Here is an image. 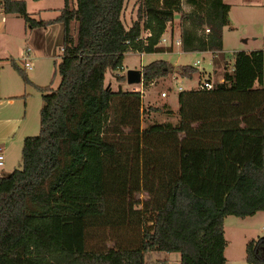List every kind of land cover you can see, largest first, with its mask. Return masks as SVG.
<instances>
[{
	"label": "trees",
	"instance_id": "16d2710c",
	"mask_svg": "<svg viewBox=\"0 0 264 264\" xmlns=\"http://www.w3.org/2000/svg\"><path fill=\"white\" fill-rule=\"evenodd\" d=\"M126 1L64 0L56 18L37 20L25 0H1L30 30H64L59 84L35 85L43 91L41 131L25 138L22 167L0 176V264H146L150 252H178L179 264H224L225 217L264 211L263 51L235 52L211 88L178 92L176 123L143 128L142 94L113 90L107 72L123 69L130 51H171L161 40L175 15L183 52L223 57L230 6L184 0L186 12L183 0H136L127 28ZM173 67L152 61L144 81ZM179 68L184 78L198 71ZM143 191L145 200L137 197ZM67 217L82 221V250L64 243ZM245 262L264 264V235L248 241Z\"/></svg>",
	"mask_w": 264,
	"mask_h": 264
},
{
	"label": "rangeland",
	"instance_id": "374dc122",
	"mask_svg": "<svg viewBox=\"0 0 264 264\" xmlns=\"http://www.w3.org/2000/svg\"><path fill=\"white\" fill-rule=\"evenodd\" d=\"M61 1V2H60ZM225 2H234L235 0H224ZM75 0H73V3ZM184 7L186 9L187 4L183 0ZM238 3L232 4V16L235 21H238L240 25H236V29H224L223 28V39L225 42V58L218 55L217 57H212L208 54L196 53V52H183L180 48L174 46L171 51L167 52H155V53H144L141 55L139 52L130 51L125 54L123 69L116 71L113 73L112 71H108L106 74V84L111 85L113 90H117L119 86H121L124 90H132V85L127 82L126 74L129 69H141L143 71V66L151 63L155 60H166L169 64L173 65L174 70L170 72L166 77L162 79H155L156 85L152 86L148 83H139L145 85V91L142 101H143V117H142V127L146 128L153 123H164L167 121L172 122L173 124L177 122L178 115V103H177V95H178V87L181 86L184 89H191L192 87L197 88L198 83L203 82L208 79L213 82H217L223 76L225 70H231L232 65L230 63L233 62L234 53L238 48H245L248 46H253L255 48H260L262 51L264 50V37H258V40L255 42L253 40H249L247 43H242L240 37H245L242 31H247L254 33L257 30L263 31L261 28L262 22L259 18H252L250 15V24H247V27L244 25L242 17L246 15L244 9L241 8L240 5H236ZM64 5V0H41V2L37 4H33V1H30V10H34L36 7H43L45 9L52 8L54 10L47 11L46 15L42 12L41 16L53 17L59 13V10L62 9ZM45 6V7H44ZM139 2L136 0H127L126 5L123 11V21L126 27H130L134 20L137 18ZM44 9V10H45ZM190 11V7L188 8ZM185 11V10H184ZM28 12L34 16L35 18H44L39 17L36 13ZM259 17V16H258ZM16 28H18L19 23H15ZM229 26V25H228ZM245 26V27H243ZM76 27V26H75ZM74 27V32L76 33V28ZM27 30L31 32L30 29L26 26ZM245 28V29H244ZM36 29V28H35ZM167 29L170 31L176 32L177 35L180 32V16L175 15V19L172 23L167 25ZM55 34H51L47 37L48 44L53 46L55 49V56L43 57L39 61L38 59L33 62L38 66L41 71L47 69L51 72L47 78L41 81V84L47 86L52 83L54 79L53 86L57 87L60 82V75L55 72V59L60 60L63 54L62 51V36L63 33H58L54 31ZM8 35L12 36L10 31L8 30ZM146 34V32H145ZM167 42L163 43L164 45H169L172 40V36L167 32ZM38 44L43 43V31L41 29L36 30L35 39ZM27 36H21L20 39L17 37H9L7 39L8 50L14 56H18V52L20 49H25L28 45ZM174 45V44H173ZM239 46V47H237ZM236 48V49H235ZM264 56V51H263ZM199 60L200 62L197 64L198 71L192 75L191 78L181 77L179 72L180 65H192L193 63ZM19 63L23 66L24 63L19 61ZM44 65V66H42ZM24 67V66H23ZM49 67V69H48ZM25 68V67H24ZM35 68V67H34ZM32 70H27V72H31ZM174 72V73H173ZM176 73V74H175ZM49 74V73H45ZM116 75L117 77H115ZM125 75V80H118V76L122 77ZM263 79H264V69H263ZM27 85V84H26ZM27 89H29V93L37 95V107L33 105V114L31 116V124L33 128L31 129L30 136L38 135L41 131V123H40V111L39 106L43 100V91L32 85H28ZM40 86V85H37ZM165 91L167 92V96L163 97L161 93ZM171 103L173 107L176 109H171L172 107L168 104ZM158 108V110H156ZM170 108V112L168 111ZM23 148V147H22ZM22 167V155L16 163L15 168ZM137 197L145 200L149 197L148 193L143 191L140 194H137ZM141 207V205H140ZM264 235V213L263 211L257 212L254 216H248L245 218H239L233 215H228L224 219V238L226 241V247L224 249L225 263L224 264H247L244 260L245 256V247L248 241L251 239H255L258 236ZM64 243L66 247L70 250L79 251L83 249V224L80 219L67 217L64 222ZM175 257L179 258L178 252H150L147 254L146 261L147 264H160L161 260H174Z\"/></svg>",
	"mask_w": 264,
	"mask_h": 264
},
{
	"label": "crops",
	"instance_id": "0c3cea01",
	"mask_svg": "<svg viewBox=\"0 0 264 264\" xmlns=\"http://www.w3.org/2000/svg\"><path fill=\"white\" fill-rule=\"evenodd\" d=\"M25 1L27 3V9L31 13H36L39 17H44V18H39V19L36 18L37 20L54 19L60 14V10H59V13L53 17L41 16L42 12L44 11L47 12V11H51L54 9L52 8L45 9L43 7L40 8L39 6V7L34 8V10H30L29 9L30 1H33V4H37L41 2V0H25ZM223 2L225 1L223 0ZM225 3L229 4L230 6L229 26H225L224 27L225 30L231 29V28L236 29V27L240 25V23L238 21H235V19H233V16H232V10H233L232 4L238 3L236 5H240L241 8L244 9L246 13V15L242 17L244 25L247 27V24L251 23L250 22V15H251L252 18L260 19V21L262 22L261 28L263 30V31L257 30L254 33L249 32V30L242 31L245 37H240L241 42L247 43L249 40H253L256 42L258 40V37L260 36L264 37V0H235L234 2H225ZM189 7H186L185 9L184 4L182 3V8L186 12L189 11L188 9ZM45 12L43 14L46 15L47 13ZM15 23H19L18 28H16ZM37 29H41L43 31V43L41 44H38L34 40ZM8 30L10 31L12 36L7 34ZM63 30H64L63 24L56 23V24L49 25L47 27L33 29L30 32L27 30L26 23L20 15L16 13H6L4 11L1 0H0V98L3 101L2 104L0 105V149L5 155L4 165L3 167H0V176L12 172L14 170L16 163H18L22 155V149H23L22 147L24 144V140L26 137L30 136V133H31L30 131L33 128L30 122L31 116L33 114V105L37 107V99H36L37 95L31 94L28 92L29 89L27 88L30 86L24 83L20 73L17 71V69L13 65V61L16 62L21 68H23L26 71V74L28 75L29 79L34 83V85L43 86V84H41V81L47 78V76L50 75L51 72L47 69H44L43 71H41V69H39V65L37 66L35 62L33 61L34 59L35 61L37 59L40 61L41 58L45 56L46 57H49L52 55L55 56L54 54L55 49L53 46H50L48 44L47 37L51 34V32L52 34H55L54 31L58 33H63ZM167 32L172 36L173 39L177 38L178 36L180 37V34L178 33L177 35H175L176 32H174L173 30L170 31L169 29H167L166 33ZM166 33H165V36H166ZM21 36L23 37L27 36L29 40L28 45L25 49L22 48L19 50L18 56H14L8 50L7 39H9V37H14V38L17 37L18 39H20ZM62 43H63V36H62L61 44ZM162 45L165 47H170L171 49H173L174 46H176V45H173L171 47L169 46L170 44L169 45L162 44ZM176 47L181 49V46H176ZM241 50L245 52H250V51L261 50V49L255 48L253 46H248V47L241 48V49L238 48L235 51H241ZM195 52L203 53V54L209 53L211 55V58L213 57L212 53H210L209 51H204V52L195 51ZM225 52H226L225 42L223 39L222 40V50L220 53L223 55L224 58L226 57ZM140 54L143 55L144 53H140ZM25 57L28 59V61L33 62V67L31 69H26L24 68L25 67L24 65L23 67L19 63V61L23 62ZM41 62H43V60H41ZM233 63H234V59H233V62L230 64L232 65ZM263 69H264V60H263ZM27 70H32V71L29 73L27 72ZM45 73H49V74L45 75ZM162 78L163 77L158 78V79H162ZM34 85H32V87ZM263 85H264V79H263ZM255 86H258V84L255 83ZM182 89L183 88L181 86L178 87L179 91H181ZM168 104L172 107L171 108L172 110L176 109V107H173L171 103H168ZM43 105H44V101L42 100L39 106V111L41 110ZM178 256H179L178 259L177 257H175L174 260H168V259H165V260H167L169 264H179V260H180L179 253H178ZM244 260H245V256H244ZM146 264H147V261H146Z\"/></svg>",
	"mask_w": 264,
	"mask_h": 264
},
{
	"label": "built area",
	"instance_id": "2783aa9c",
	"mask_svg": "<svg viewBox=\"0 0 264 264\" xmlns=\"http://www.w3.org/2000/svg\"><path fill=\"white\" fill-rule=\"evenodd\" d=\"M208 32H209V29L206 28L205 29V33H208ZM165 42H167V38H166V36L164 34L163 37H162V40H161V44H163ZM173 44L176 45V46H180L181 39H180L179 36L177 38H175V39L172 38L171 43H170L169 46L172 47ZM23 62H24V66H25L26 69H31L33 67V62L28 61V59L26 57L24 58V61ZM198 63H199V60H197L196 62H194L193 63V66L196 67ZM220 80H222V79H220ZM141 83H144V84L145 83H148L149 85H152V86H155L156 85V81L155 80H152L150 82H147V81H144V78H143V80H142ZM212 83H213V81H210V80H207L206 79L203 82L198 83V87L197 88H199V89H209V88L212 87ZM132 91L140 92L142 94V96H144V94L146 93V91H145V85H143V84H140V85L139 84H133L132 85ZM161 95L163 97H166L167 96V92L163 91L161 93ZM2 102L3 101L0 98V105L2 104ZM4 162H5V155L2 152V150L0 149V167H3Z\"/></svg>",
	"mask_w": 264,
	"mask_h": 264
},
{
	"label": "water",
	"instance_id": "95a60500",
	"mask_svg": "<svg viewBox=\"0 0 264 264\" xmlns=\"http://www.w3.org/2000/svg\"><path fill=\"white\" fill-rule=\"evenodd\" d=\"M127 82L131 85L139 84L144 78L143 71L141 69H129L126 74Z\"/></svg>",
	"mask_w": 264,
	"mask_h": 264
}]
</instances>
